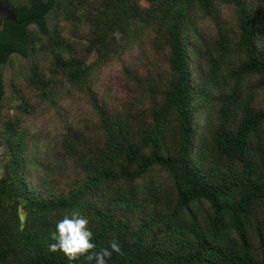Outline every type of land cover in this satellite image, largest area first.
Here are the masks:
<instances>
[{"label":"trees","instance_id":"1","mask_svg":"<svg viewBox=\"0 0 264 264\" xmlns=\"http://www.w3.org/2000/svg\"><path fill=\"white\" fill-rule=\"evenodd\" d=\"M0 264H264V0H6Z\"/></svg>","mask_w":264,"mask_h":264},{"label":"clouds","instance_id":"2","mask_svg":"<svg viewBox=\"0 0 264 264\" xmlns=\"http://www.w3.org/2000/svg\"><path fill=\"white\" fill-rule=\"evenodd\" d=\"M50 235L55 241L49 245L50 249L62 251L70 261L83 256L88 261H94V264H108L107 258L113 252L122 253L117 238H112L108 247L95 251L96 242L89 217L79 208L65 212L56 221L55 230Z\"/></svg>","mask_w":264,"mask_h":264},{"label":"water","instance_id":"3","mask_svg":"<svg viewBox=\"0 0 264 264\" xmlns=\"http://www.w3.org/2000/svg\"><path fill=\"white\" fill-rule=\"evenodd\" d=\"M7 20L20 23L16 18L15 8L6 0H0V24Z\"/></svg>","mask_w":264,"mask_h":264}]
</instances>
